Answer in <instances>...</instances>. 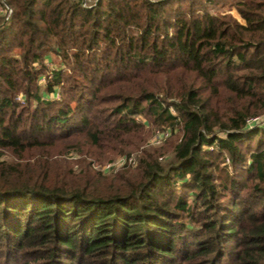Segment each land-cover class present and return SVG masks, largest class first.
I'll return each mask as SVG.
<instances>
[{"label":"trees","instance_id":"1","mask_svg":"<svg viewBox=\"0 0 264 264\" xmlns=\"http://www.w3.org/2000/svg\"><path fill=\"white\" fill-rule=\"evenodd\" d=\"M262 114L264 0H0V264H264Z\"/></svg>","mask_w":264,"mask_h":264},{"label":"built area","instance_id":"2","mask_svg":"<svg viewBox=\"0 0 264 264\" xmlns=\"http://www.w3.org/2000/svg\"><path fill=\"white\" fill-rule=\"evenodd\" d=\"M91 0H84V4H87V2H90ZM46 80L45 77L42 78V81ZM247 124L250 127H254L255 125H264V114L263 115H257L254 117H250L247 120ZM170 134L169 131L165 133H157L154 138L152 139V143L159 144L161 141L167 137ZM125 164H130V165H136L137 164V156L135 154H132L130 156H121L117 160L113 162H108L105 164L102 169L105 172H113L116 171L117 169L121 168Z\"/></svg>","mask_w":264,"mask_h":264},{"label":"rangeland","instance_id":"3","mask_svg":"<svg viewBox=\"0 0 264 264\" xmlns=\"http://www.w3.org/2000/svg\"><path fill=\"white\" fill-rule=\"evenodd\" d=\"M228 4L229 3L223 4V5L222 4H219V5L213 6V8H211V11L214 12V13L221 12L222 14H231L232 16H234L239 21L245 22V20L242 18L241 14L239 13L238 9L236 7H233V6H229ZM45 63H46V66L49 69H54V68H56L57 66L60 65L61 58L59 56H57L56 54H54V53H50L48 55V60H46ZM42 82H45L44 79H43ZM152 139H151V143L153 141ZM150 145L151 144H150V140H149L148 143L146 144V146H142L141 149L136 150L135 152H133V154H135L137 156V158H139L141 156V153H142L143 148L144 147H148ZM5 157L6 156H3V158H5ZM109 162H113V161H109ZM132 166H135V165H132ZM96 167H99V165L97 164ZM113 172H104V173H106V174H112Z\"/></svg>","mask_w":264,"mask_h":264}]
</instances>
